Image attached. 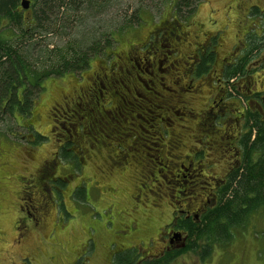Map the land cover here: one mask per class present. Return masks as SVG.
I'll use <instances>...</instances> for the list:
<instances>
[{
  "label": "rangeland",
  "instance_id": "obj_1",
  "mask_svg": "<svg viewBox=\"0 0 264 264\" xmlns=\"http://www.w3.org/2000/svg\"><path fill=\"white\" fill-rule=\"evenodd\" d=\"M43 1L32 0L39 6V9L37 7L33 13L48 21L43 25L50 31L35 35V39L24 46L29 52L31 63L39 69L38 71L50 69V65L59 61L56 53L72 45L74 49L82 47L85 50L91 41L108 40L112 34L116 43L113 50L109 49L108 54L91 60L87 69L81 73H66L62 77L45 79L42 90L36 93L37 101L30 117L24 120L10 117L0 122V264H121L122 260L136 261V257L145 250H147L146 254L157 253V248L160 246L159 238L163 236L161 233L167 232L169 228L167 224L171 221L172 210L169 205L171 200L165 199L161 194H169L174 190L173 194L177 195L181 190L194 187L197 177L191 172L188 178L190 176L193 178L188 181L189 187L181 189V186L174 184V187L169 185V188L173 187L171 191H164L165 188L164 190L160 188L159 183L163 184V176L167 172L162 170L163 172L159 173L158 170L152 169L150 171L153 177L148 170L146 175L140 174L141 170L144 171L147 161L143 157L145 162L139 165L135 160L136 153L127 159L116 160V163L110 162L114 153L110 154L105 146H97L98 154L96 150L89 151V148L94 146L91 141L83 143L88 148V153L85 151L79 155L75 144L70 146L71 151L61 152L63 145L60 146L59 142L55 144L54 141L63 138L65 142L68 141V131L76 127L71 128L69 121L65 120L67 116L59 113L56 122H53L51 109L56 102H61L62 96H68L74 88L84 85L87 76L96 69L98 60L109 62V59L115 57L117 61L116 55H124L131 47L143 48V44L148 43L153 37L151 34L156 27L164 21L173 22L176 17L173 12L177 4L183 2L182 0H74L76 3L73 8L67 6L59 12L54 10L42 14ZM44 3L49 4L45 1ZM185 4L188 6L183 5V12L179 15V19H176L180 25L178 27L189 28L188 32H192L193 36L197 35L198 40H202L203 32L215 34L224 29L227 50L240 38H247L245 34L249 31H254L252 34L260 38L259 43L264 41L262 24L261 27L258 26L263 19L262 16H257V21L250 17L245 22L246 17L242 12L247 8L241 0H189ZM258 4L260 8H264V0H260ZM172 5H175V9ZM36 10L39 13L36 14ZM190 10L192 13L186 17ZM28 14L30 17V12ZM134 16L140 17L139 24H136ZM129 20L131 27L124 29L129 25ZM1 25L8 26L9 21L4 19ZM20 33L17 31V34ZM163 44L165 64L162 69L170 68L174 72L177 69L176 60L179 58H170L171 52L167 47L169 43L163 40ZM216 49L218 51L216 61H222L229 51L218 45ZM131 57L132 62L139 68L142 80L153 91L154 89L160 91L159 88L150 85L152 78L147 73L152 72L151 62L147 61L149 63L147 64L140 60L141 56ZM250 59L249 63L245 64L253 68L254 76L256 78L257 75L263 76L264 46L254 51ZM206 61L202 65L203 73L190 77L191 83L196 87L194 93L197 95L187 93L190 101L187 100L197 108L196 104L206 103L210 95L209 91L216 92L213 73L219 69L220 64L215 66L214 63L213 66L209 59ZM206 68H209L207 74ZM208 72L212 73L208 74ZM229 83L231 84V82L225 83L226 90L229 89ZM201 84L203 86H200ZM241 86L240 91L248 94L250 88L245 84ZM138 93L143 95L147 92H142L139 88ZM146 96L152 98L148 94ZM123 98L127 104L135 103L129 96ZM155 104L153 102L144 104L146 106H143L144 109H134L135 113L133 112L135 117H140L138 124L141 129L152 133L148 137L155 133V116H164L162 110L157 108L160 106ZM246 107H248L247 103ZM175 108V111H180L181 106L177 105ZM122 115L123 119L127 118L123 112ZM223 118L227 125L225 129L234 130L233 117ZM123 119L119 121V128H128L129 121ZM114 125L118 126L117 122L114 121L112 126ZM202 127L205 132L210 129L208 123ZM88 131L91 134L97 133L93 129ZM109 133L107 132L108 135ZM37 134L41 135V140H38ZM173 134L184 135L182 136L184 145L188 148L191 145L196 146L199 153L197 158L205 161L206 167L212 166L213 161L208 158L211 153L207 151L209 150L207 140L200 142L191 140L189 138L190 135L192 137L191 132L181 133L177 129ZM202 137L205 138L207 135L204 133ZM222 137L233 141V137L227 135ZM90 139L96 144L100 140L95 136ZM224 139L221 142L223 146L227 144ZM147 141L145 152L153 159L157 158V153L153 151L154 147L151 144L153 141L149 138ZM112 142L108 140V144L112 145ZM112 146L119 149L118 151L123 155L126 154L125 150L115 147L114 144ZM236 147V151H241L239 143ZM59 151L61 153H58ZM182 151L189 155L186 148H182ZM236 151L233 156V152L228 151L230 155L227 152L223 154V149H219L213 152V160H218L220 155L228 160V154L231 156L230 161L234 162L239 157ZM214 163L218 162L214 161ZM220 165H228V162L220 161V164L214 167ZM216 170V176L222 178L223 169ZM212 172L207 168L205 174L211 175ZM37 176L45 179L39 183V188L35 192L32 187L35 185L33 180H36ZM168 178L171 182L172 176L169 175ZM196 186L207 188L205 184ZM39 192L43 194L40 195ZM155 192L157 193L154 194ZM183 199L190 202L189 196H184ZM34 204L41 205L38 210L41 209L45 213V220L42 223L32 220L33 224L30 221L26 224V215L29 212L35 214L30 206ZM29 225L31 227H28ZM25 232L28 236L20 243H16L17 236L25 235ZM231 235L233 237L230 243L218 244L205 257L201 248L203 242L194 252H184L172 264H264V209L251 215L245 226L233 228Z\"/></svg>",
  "mask_w": 264,
  "mask_h": 264
},
{
  "label": "flooded vegetation",
  "instance_id": "obj_2",
  "mask_svg": "<svg viewBox=\"0 0 264 264\" xmlns=\"http://www.w3.org/2000/svg\"><path fill=\"white\" fill-rule=\"evenodd\" d=\"M30 1L32 3V0ZM241 2L247 8L245 12H242L246 17L244 20L245 22L246 20L248 21L250 17L255 18L257 16L255 15L256 13L264 14V8H260L258 4L260 0H241ZM178 26H180L178 22L164 21L153 30L152 42H150V44L149 42L144 43L141 49L131 47L124 55H116L117 61L115 57L114 59H109V62L98 60L96 69L87 76L88 78L85 80L86 83L84 82L83 86L74 88L68 96H62L60 99L61 102H56L51 109L53 122H56V116H58L59 113L62 116H67L65 120L67 122L69 121L71 128L72 126L76 127V129L68 131V141L65 142V138L54 141L55 144L59 142L60 146L63 145V148L60 147L62 148L61 152L64 148L71 151L70 146L75 144L79 155L80 153H85V151L88 153V148L83 143H90L91 141V143L95 145L91 146L89 151L93 149L96 150L98 154L97 151H99V149L97 150V146H105L110 154L114 153L113 157L110 158V162L114 161L116 163V160L127 159L130 155L136 153L135 160L139 165L145 162L144 159L151 165L149 168V164L145 162L144 171L141 170L140 174L146 175L145 173L147 170L150 171L152 169L158 170L159 173L163 171L167 172L172 176V180L171 182L169 181V175H167V173V176H163L164 182L163 184L159 183V187L162 189L165 188V190L163 189L164 191L170 190L171 188L173 189L174 184L181 186V189L189 187L190 182L188 181L193 178L192 176L188 178V174H191V172L194 173V177H197L196 185L205 184L207 186V188H204V186L199 187L194 185V187L191 186V188L189 187L187 190L177 192V195L173 194L174 190L173 192H169V194H161L165 199L169 198L171 200L169 203L172 207L170 213L171 221L167 224L169 228L167 232L161 233L163 236L159 238L160 246L157 248V253L146 254L147 250L143 251L136 257L135 262H137V264H150L153 260L157 262L161 260L162 262L164 257L169 256L171 257V261L169 263H164L163 261V264H172L174 261L178 260L180 256H174L178 252L186 250L190 240L188 231L183 229V227L180 228L179 225L183 223L187 225L191 222L200 224L204 216L219 204L218 202L223 195L221 189L226 186L228 180L234 175V168L244 160V151L241 142H243L245 137L243 135L247 133L245 125L247 110L259 114L261 119H263L264 115V74L263 76L257 75L256 78V76H254L255 74H253L254 70H252L253 68H249V64H245L247 66H244L243 69L241 68V64L237 67L238 61L242 60V57L249 53V40L247 38H240L237 43L229 46L227 50V44L223 35L224 29L217 31L215 34L203 32L201 36L202 40H198L196 37L197 35L193 36L192 32H188L190 31L189 28L186 27L181 29ZM253 32L254 31H249L245 36L253 35ZM163 40L169 43V46H167L171 52L169 57L179 58L176 60L177 63L175 62L177 69L174 72L170 68L162 69L165 64V60L163 62V56L165 54ZM217 45L229 51L228 55L223 58L222 61L217 60L218 62L216 61L218 56V51L216 49ZM132 55L141 56L140 60H143L147 64H149L147 61L151 62L150 66L152 72L150 74L147 73L152 78L150 85L153 86V88H159L160 91L156 89L153 91L146 82L142 80L138 66L136 67L132 62ZM238 57L240 58L238 59ZM207 59L211 61L213 66L214 63L215 66L220 64L219 69L213 73L215 76L213 82L215 83V88H213L216 92L209 91L208 93H210V95L206 103L196 104L198 109L194 104H190L187 93L197 95L194 93L196 87L191 83L190 77L202 73L199 72V70L202 69V65L207 62ZM237 68L240 71H238L236 77H232L228 80V75H230V73L234 74V70H237ZM208 69L209 68L206 70L208 71ZM207 71L205 72L206 74ZM210 73L212 72H208V74ZM228 82H231V84L229 83V89L226 90L225 83ZM242 84L250 88L248 94H243V92L240 91L242 89ZM200 86H203V84ZM207 86H209V84H207ZM139 88L142 92H147L146 94L152 96V98L149 99L146 94L140 95L138 93ZM124 96L133 98L135 103L127 104L125 98H123ZM151 102L160 106L157 108L162 110L164 116H155V133L148 137V135L152 133L141 129V126L138 124V118L140 119V117L134 116V109H144V107H146L144 104L148 105ZM246 103L248 107H246ZM177 105L181 106L180 111H175ZM122 112L127 116L126 119H123L124 116ZM223 117H233L234 130L225 129L227 125ZM122 119L126 122L129 121L128 128H119V121ZM114 121L117 122L118 126H112ZM205 123H208L210 127L208 132L202 129V125ZM212 125H215L214 128L211 127ZM90 129L96 130L97 133H88ZM176 129L181 133L191 132L192 137L191 135L189 137L191 140L197 142L207 140L209 144V150L207 151L211 153L208 158L210 161H213L211 167H206L204 165L205 161L197 158L199 153L196 146L191 145L190 148H188L184 145L182 141V136L184 135L180 134L175 136L173 134ZM109 131L111 133H109ZM204 133L207 135L205 138L202 137ZM224 135L233 137V141L224 139V137H222ZM93 136L100 138L97 144L90 139ZM241 136L243 137L240 138ZM147 138L153 141L151 144L154 147L153 151L157 153V158L154 157L153 159L145 152V143L148 142ZM109 139L113 141L112 145L114 144L115 147L125 150L126 154L123 155L118 151L119 149L117 150V148L108 144ZM223 139L227 141L225 146L221 145ZM238 143L241 151H236V144L238 145ZM181 147L186 148L189 155H186ZM219 149H223V154L227 152L230 155L228 151L233 152V156L236 154L234 151H236L237 154L239 153V157L235 159L232 156V158L235 159L234 162L230 161L229 157L231 158V156L228 154V160L224 159L223 155H220L218 160H213V152L219 151ZM58 153H60V151ZM114 156H116L115 159ZM214 161L218 163H214ZM220 161H227L228 165H220L215 168L214 166L219 165ZM155 162H157V164ZM207 168L213 171L211 175L205 174ZM217 168L223 169L224 174L222 178L216 176ZM150 173L151 177H153V173L151 171ZM35 179L36 180H33L35 185L32 187V190L37 192L39 183L45 178L37 176ZM150 182L153 184L156 183V181ZM169 185L173 187L169 188ZM156 193L157 192L154 194ZM39 194L41 195L43 193L39 192ZM184 196H189L190 202L185 201L183 199ZM34 200L37 201L36 198H34ZM39 204L38 206L35 204L30 205L35 214L29 212L26 215V224L30 223L32 220L33 222L38 221L37 223H42L45 220V213H43L41 209L38 210L41 207ZM26 205L28 207V202ZM33 222H31V224H33ZM37 223L36 225L39 226ZM237 226L243 227L245 225ZM237 226L233 228H237ZM28 227L31 226L29 225ZM28 227H26V229H28ZM25 233V235L17 236L16 243H20L21 240H24L28 236L27 232ZM177 233L182 235V239H186L183 248V243L174 238V235ZM218 241L219 242L216 241V243H214L212 250H207V254L211 253L220 243L225 245L230 243V240H227L225 237L220 238ZM135 262L133 261L132 264H135Z\"/></svg>",
  "mask_w": 264,
  "mask_h": 264
},
{
  "label": "trees",
  "instance_id": "obj_3",
  "mask_svg": "<svg viewBox=\"0 0 264 264\" xmlns=\"http://www.w3.org/2000/svg\"><path fill=\"white\" fill-rule=\"evenodd\" d=\"M44 1L49 2V4L44 3ZM44 1L41 9L42 14L44 12L46 14L47 12L51 13L54 10L59 12L67 6L73 8L76 3L74 0ZM188 1L182 0L183 3L177 4L176 9L174 8L175 5H172V8L175 9L173 12L176 15L173 20L175 23L183 12V5L188 6L185 4ZM37 7L39 9L38 4L32 2L30 10L24 11L20 0H0V122L10 117L13 119L22 118L23 120L30 117L37 101L36 93L42 90L45 79L62 77L66 73H81L87 69L91 60L100 55L108 54V50H113L116 43L115 36L112 34L108 40L91 41L85 50L82 47L74 49L72 45L64 51L59 50L56 53L59 61L50 65V69L38 71L39 69L31 63L29 52L24 47L35 39V35L50 31L43 25L48 21L38 17V10L35 11L37 16L33 13ZM191 11L186 14V17L192 13ZM29 12L30 17L28 16ZM255 15L262 16L263 19L258 26L261 27L262 24V30H264V14L256 13ZM257 16L254 18L255 21H257ZM4 19L9 21L8 26L1 25ZM134 19L136 24L141 21L139 16H134ZM130 27L131 21L124 29ZM17 31L21 33L17 34ZM151 35L153 36V34ZM252 36L249 40V53L237 63V67L241 64L242 69L245 63L250 61L249 57L253 52L262 49L264 46V41L259 43L260 38L255 35ZM148 42L150 44L152 38ZM238 71L240 70L237 68L234 70V74L230 73L228 80L236 77ZM245 125L247 133L243 135L245 137L241 142L244 151L243 162L234 168V175L221 189L223 195L218 202L219 204L204 216L200 224L191 222L187 225L185 223L179 225L180 228L183 227L188 231L190 240L186 250L178 252L174 257L187 250L198 249V246L203 242L205 245L208 244L201 247L205 257L208 253L207 250H212V246L220 238L232 239L231 230L233 227L245 225L251 215L258 213L260 209H264V115L261 119L259 114L247 110ZM38 138L41 140V135ZM64 151L67 152V148H64ZM133 261L134 259L122 260L121 264H132ZM159 261L153 260L150 264H163V261L169 263L171 257H164L162 262Z\"/></svg>",
  "mask_w": 264,
  "mask_h": 264
},
{
  "label": "water",
  "instance_id": "obj_4",
  "mask_svg": "<svg viewBox=\"0 0 264 264\" xmlns=\"http://www.w3.org/2000/svg\"><path fill=\"white\" fill-rule=\"evenodd\" d=\"M20 3H21V5H22V7H23L24 10H28L29 7H30V5H31L30 0H22ZM174 238H175L176 240H178L179 242H182V243H183V244H182V248L185 246V241H186V239H185V240L182 239V238H181V234H175V235H174ZM182 240H183V241H182Z\"/></svg>",
  "mask_w": 264,
  "mask_h": 264
},
{
  "label": "bare ground",
  "instance_id": "obj_5",
  "mask_svg": "<svg viewBox=\"0 0 264 264\" xmlns=\"http://www.w3.org/2000/svg\"><path fill=\"white\" fill-rule=\"evenodd\" d=\"M95 145V144H94ZM248 260V259H247ZM248 263V262H247Z\"/></svg>",
  "mask_w": 264,
  "mask_h": 264
}]
</instances>
